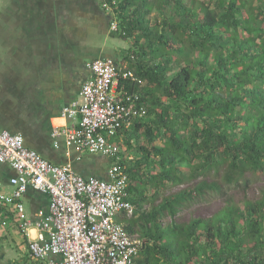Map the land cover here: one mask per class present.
I'll return each instance as SVG.
<instances>
[{"label": "trees", "instance_id": "16d2710c", "mask_svg": "<svg viewBox=\"0 0 264 264\" xmlns=\"http://www.w3.org/2000/svg\"><path fill=\"white\" fill-rule=\"evenodd\" d=\"M113 17L143 81L116 136L133 264H264V0H118Z\"/></svg>", "mask_w": 264, "mask_h": 264}, {"label": "built area", "instance_id": "2783aa9c", "mask_svg": "<svg viewBox=\"0 0 264 264\" xmlns=\"http://www.w3.org/2000/svg\"><path fill=\"white\" fill-rule=\"evenodd\" d=\"M98 2L116 14L118 0ZM110 29H118L114 17ZM86 66L91 75L78 97L61 110L75 122L54 127L51 137L54 144L63 137L88 153L108 157L107 177L82 175L70 164L52 163L26 146L21 134L0 129V163L15 171L8 178L9 192L2 190L0 181V206L13 214L29 255L41 264H133L139 240L117 219L133 214L124 163L132 157L122 154L116 136L143 116L139 93L128 87L143 81L113 57H97ZM29 188L48 196L46 208L37 211L35 220L25 215L22 201Z\"/></svg>", "mask_w": 264, "mask_h": 264}, {"label": "crops", "instance_id": "0c3cea01", "mask_svg": "<svg viewBox=\"0 0 264 264\" xmlns=\"http://www.w3.org/2000/svg\"><path fill=\"white\" fill-rule=\"evenodd\" d=\"M112 18L98 0H0V129L21 134L26 146L52 163L101 178L107 177L108 157L63 137L54 144L51 130L75 122L61 110L91 75L88 61L109 56L129 67V39L110 29ZM14 173L0 163L2 190H11L8 178ZM22 201L25 215L35 220L48 196L29 188ZM27 256V240L15 217L1 207L0 264H21Z\"/></svg>", "mask_w": 264, "mask_h": 264}, {"label": "rangeland", "instance_id": "374dc122", "mask_svg": "<svg viewBox=\"0 0 264 264\" xmlns=\"http://www.w3.org/2000/svg\"><path fill=\"white\" fill-rule=\"evenodd\" d=\"M121 152L123 153L122 149H121ZM214 206L215 205L213 204V198H212V201L209 203H203V202L197 203L193 207L194 209H197V213L201 215H206V214H209L213 210Z\"/></svg>", "mask_w": 264, "mask_h": 264}]
</instances>
